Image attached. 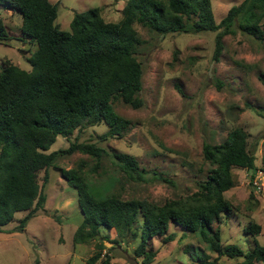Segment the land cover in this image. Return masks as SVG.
<instances>
[{
	"label": "trees",
	"instance_id": "obj_1",
	"mask_svg": "<svg viewBox=\"0 0 264 264\" xmlns=\"http://www.w3.org/2000/svg\"><path fill=\"white\" fill-rule=\"evenodd\" d=\"M0 6L20 13L19 37L29 40L35 50L28 57L31 70L5 62L0 71V232L22 231L26 222L43 209L46 196L47 168L73 152L92 156L98 162L105 150L94 143L73 141L67 148L45 151L57 136L68 138L75 130L100 123L107 125V135H120L128 120L117 114L115 101L132 107L142 106V66L136 56L143 43L135 25L161 35L215 32L214 59L223 48L225 35L240 32L264 40V0H242L231 6L218 23L211 0H125L121 17L108 22L98 7L75 12L70 30L55 23L57 5L49 0H0ZM12 39L0 21V42ZM202 154L208 164L206 177L195 191L166 199L162 204L145 198L123 199L91 182L81 165L60 169L61 176L78 196L82 219L74 235V244L96 240V250L88 264H110L103 254V241L112 242L106 231L114 229L121 242L135 240L133 252L142 264H150L156 250L149 249L153 237L163 243L173 239L170 224L197 232L216 253L213 262L198 257L203 264L218 257L242 258L233 264H264V246L243 251L234 244L220 241L219 223L232 212L224 192L235 183L233 167L251 170L250 184L258 171L254 153L248 147V134L241 127L228 131L219 143H204ZM113 157L131 179H141V168L133 155L116 152ZM44 170L43 184L39 172ZM260 170L264 172V154ZM163 179V178H162ZM24 212L14 230L2 226ZM261 225L250 219L244 232L257 235ZM38 261L35 262L37 264ZM64 264H69L66 262Z\"/></svg>",
	"mask_w": 264,
	"mask_h": 264
},
{
	"label": "rangeland",
	"instance_id": "obj_2",
	"mask_svg": "<svg viewBox=\"0 0 264 264\" xmlns=\"http://www.w3.org/2000/svg\"><path fill=\"white\" fill-rule=\"evenodd\" d=\"M57 5L55 23L69 31L75 12L93 7L100 9L105 21L121 17L125 0H49ZM242 0H211L216 23L227 10ZM0 21L12 37L0 42V71L5 62L30 71L28 57L36 46L19 37L22 18L17 11L0 6ZM143 43L136 56L141 63L142 106L132 108L119 100L113 104L117 114L128 120L120 135H107L104 123L75 130L68 138L57 136L45 152L67 148L73 141L94 143L105 150L97 162L81 152L60 157L55 167L47 168L46 196L43 209L30 218L22 231L0 232V264H88L96 250V240L73 243L74 232L82 215L76 190L61 176L60 169L81 165L87 178L109 193L123 199L145 198L157 204L166 199L195 191L206 177L208 164L202 154L204 143H219L234 127L248 134V147L254 153L258 171L250 184L251 170L233 167L235 183L224 197L232 212L219 223L220 241L234 244L244 252L255 245L264 246V172L260 170L264 154V40L258 41L238 29L225 35L223 48L214 59L215 32L168 33L149 32L135 25ZM116 152L133 155L141 168V179L129 178L116 163ZM44 170L39 172L43 184ZM163 178V179H162ZM24 212L2 226L14 230ZM254 219L261 225L257 235L244 232V225ZM112 242L103 241V254L110 264H142L133 249L136 242L122 243L114 229L106 231ZM173 239L163 243L153 237L149 249L156 250L150 264H203L198 257L213 262L216 253L197 232L185 231L170 224ZM242 258L218 257L217 262L233 264ZM94 264H99V261Z\"/></svg>",
	"mask_w": 264,
	"mask_h": 264
}]
</instances>
